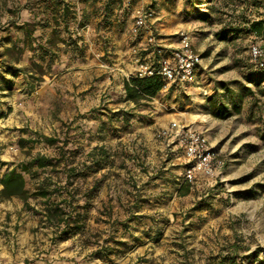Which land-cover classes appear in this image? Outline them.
<instances>
[{
	"label": "rangeland",
	"instance_id": "rangeland-1",
	"mask_svg": "<svg viewBox=\"0 0 264 264\" xmlns=\"http://www.w3.org/2000/svg\"><path fill=\"white\" fill-rule=\"evenodd\" d=\"M176 9L171 37L188 35L202 60L195 82L127 101L126 76L170 55L134 32L137 12ZM254 21L264 0H0V191L16 170L31 193L0 199V264H264ZM172 123L209 138L218 177L184 183V150L160 135Z\"/></svg>",
	"mask_w": 264,
	"mask_h": 264
},
{
	"label": "built area",
	"instance_id": "built-area-1",
	"mask_svg": "<svg viewBox=\"0 0 264 264\" xmlns=\"http://www.w3.org/2000/svg\"><path fill=\"white\" fill-rule=\"evenodd\" d=\"M154 19V12L151 10H139L135 17L134 32H140L150 27ZM180 46L176 49L162 47L156 44L154 38L151 42L158 47L159 52L169 51V58L164 60L159 68L147 67L140 72V78L161 76L165 80V89L175 84H193L196 80V71L201 64V57L195 51L190 37L185 33L180 34ZM163 48V49H162ZM252 61L260 70H264V47L260 44H253L250 48ZM144 75H143V74ZM164 137L178 139L184 150L188 166L184 172V183H193L197 175L207 177H218L223 162L218 159L209 138L202 132L192 128L172 123L160 134ZM254 264H262L257 260Z\"/></svg>",
	"mask_w": 264,
	"mask_h": 264
},
{
	"label": "trees",
	"instance_id": "trees-1",
	"mask_svg": "<svg viewBox=\"0 0 264 264\" xmlns=\"http://www.w3.org/2000/svg\"><path fill=\"white\" fill-rule=\"evenodd\" d=\"M249 32L257 36L264 37V21H254L249 24ZM221 39H227L226 35H220ZM165 80L158 75L151 77H131L124 82V90L126 95V100L133 103H140L141 101L151 100L158 96V94L165 88ZM216 113V112H214ZM220 115L221 114H215ZM45 158L38 157L36 160L38 167H45ZM3 189L0 191V199L2 201L11 200L13 198H18L27 202L31 198V193L27 189L26 180L22 172L12 170L8 172L2 180ZM189 184H186L181 189V195L185 196L188 194ZM42 198L48 197L47 190H40L38 192ZM53 214L57 215L58 209L52 210V208L47 210V217L53 218Z\"/></svg>",
	"mask_w": 264,
	"mask_h": 264
},
{
	"label": "crops",
	"instance_id": "crops-1",
	"mask_svg": "<svg viewBox=\"0 0 264 264\" xmlns=\"http://www.w3.org/2000/svg\"><path fill=\"white\" fill-rule=\"evenodd\" d=\"M170 15L171 16L169 17V16H167V13L163 12V16H165V18L163 19V17L160 16L158 18L153 19V21L151 22V27L149 29H147L146 32L144 33V40L147 41L146 43H148L152 47V49L154 46H152L153 44H150V43H151V39H152V35H153L154 31H156L158 33H161L163 31L162 39H159V38L157 39L158 42L162 43V46L171 47L173 49H176L180 46V41L177 40V39H179V36L178 37L177 36L171 37V36L175 35V33H179V31H180L179 26L183 25L182 23L179 22L180 19L178 17L181 15V11L177 10V9L174 11H170ZM160 21H164V22L167 21V22H170V24H168V25H166V27L162 28L161 27L162 23H159ZM175 40H177V41H175ZM192 45L194 47L193 42H192ZM168 52L169 51H167V53ZM152 53H154V52L152 51ZM198 75H199V72H198ZM130 78H131L130 76H126V79H124L123 83L125 82V80H128Z\"/></svg>",
	"mask_w": 264,
	"mask_h": 264
}]
</instances>
